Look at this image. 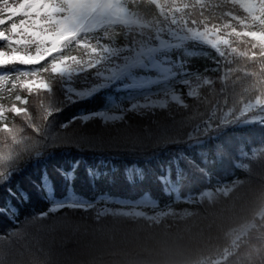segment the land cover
Here are the masks:
<instances>
[{"label":"snow or ice","instance_id":"1","mask_svg":"<svg viewBox=\"0 0 264 264\" xmlns=\"http://www.w3.org/2000/svg\"><path fill=\"white\" fill-rule=\"evenodd\" d=\"M185 41L207 60L199 91L189 92L198 100L193 133L251 126L246 154L236 147L246 178L190 206L101 212L108 222L91 232L81 264H159L160 256L165 264H264V184L241 194L257 169L264 177V0H0V178L37 147L26 132L39 134L34 111L52 78L95 69L121 48ZM26 236L23 228L0 236V264H60Z\"/></svg>","mask_w":264,"mask_h":264},{"label":"trees","instance_id":"2","mask_svg":"<svg viewBox=\"0 0 264 264\" xmlns=\"http://www.w3.org/2000/svg\"><path fill=\"white\" fill-rule=\"evenodd\" d=\"M205 56L191 41L154 43L140 52L125 47L95 69L52 78V90L42 94L43 106L34 111L39 134L26 132L37 147L0 178V236L26 229L25 243L49 259L81 264L91 232L108 222L101 212L190 206L204 191L245 179L236 167L244 155L236 147L246 154L251 126L193 133L198 124L190 118L198 100L189 92L199 91L206 78ZM120 71L121 82L114 84L110 79ZM167 76L148 91L126 88L136 79ZM165 100L166 108L133 109L139 102ZM225 147L235 159L224 157ZM262 184L257 169L241 194ZM253 243L260 245L255 234ZM156 259L165 264L163 256Z\"/></svg>","mask_w":264,"mask_h":264},{"label":"rangeland","instance_id":"3","mask_svg":"<svg viewBox=\"0 0 264 264\" xmlns=\"http://www.w3.org/2000/svg\"><path fill=\"white\" fill-rule=\"evenodd\" d=\"M118 78H121V73L118 76ZM154 83H156V80L154 79H145V81H141L139 83H137L135 86L137 87L138 85V89H142V88H149L151 87V85H153Z\"/></svg>","mask_w":264,"mask_h":264}]
</instances>
